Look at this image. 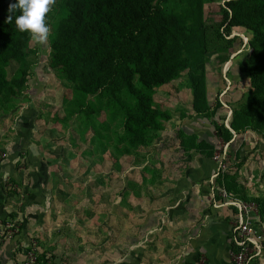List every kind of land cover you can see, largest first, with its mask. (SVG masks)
Segmentation results:
<instances>
[{
  "label": "rangeland",
  "instance_id": "1",
  "mask_svg": "<svg viewBox=\"0 0 264 264\" xmlns=\"http://www.w3.org/2000/svg\"><path fill=\"white\" fill-rule=\"evenodd\" d=\"M225 1L203 5L209 51L217 45L223 46L225 24L221 7ZM61 2L54 0L46 14L50 29L47 40L30 42L32 54L25 90L10 102L11 109L8 110L6 104L0 106V153L13 142H23L22 148L15 149L13 160L16 177L12 179V186L17 193L5 190L7 195L11 194V203L3 209L9 212L5 220L11 223L22 220L25 199L26 205L33 204L41 213L40 225L26 236L37 242L39 261L42 264L47 261L61 264L116 262V236L123 217L121 232L125 247L119 254L122 261L117 264H134L131 241L135 240V234L131 224L133 216L142 210L134 208L136 202L131 198L146 195L149 185L159 178L161 171L156 169L157 162H171L173 157L175 161L183 160L186 154L181 151L180 136L205 140L213 147L212 155H224L228 179L239 193L255 198L264 213V134L245 131L238 135L230 127L232 109L250 88L249 80L238 74L239 62L250 54L246 47L250 36L244 30L233 31L225 39L231 43L225 45L232 52L230 58L221 61L214 53L205 62V98L211 110L220 103L219 111L211 118L194 112L193 92L185 71L177 80L154 91V106L169 115L163 122V131L158 132L159 138L148 148L122 157L106 140H93V129L85 130L77 116L69 115L63 101L66 95L70 96L69 91L48 66L50 36L60 15ZM234 48L238 50L233 51ZM18 67L19 64L13 62L7 68L8 78ZM94 124L101 135L110 133L106 113L99 115ZM222 125L231 133L228 140L215 132V127ZM19 132L24 137H19ZM0 177L8 181L4 173ZM38 229L42 230L39 234ZM139 239L143 253L148 241L145 235L139 234ZM9 243L8 240L0 243V251L5 250L3 257L0 254L1 264H10ZM14 243L18 245V241ZM260 259L258 264H264V253Z\"/></svg>",
  "mask_w": 264,
  "mask_h": 264
},
{
  "label": "trees",
  "instance_id": "2",
  "mask_svg": "<svg viewBox=\"0 0 264 264\" xmlns=\"http://www.w3.org/2000/svg\"><path fill=\"white\" fill-rule=\"evenodd\" d=\"M214 1L62 0L50 36L48 66L69 91L70 96L63 99L69 115L77 116L85 130L92 128L93 140H106L117 155H134L159 138L163 122L169 119L166 110L154 106L155 89L186 71L193 92L192 109L211 118L222 105L214 110L208 107L205 62L214 53L227 61L232 52L225 39L235 30H244L250 36L246 45L250 54L239 62L238 74L249 80L250 88L232 109L230 127L238 135L245 131L264 134V0H226L221 7L223 46L209 51L203 5ZM15 2L0 0V106L6 104L8 110L26 88L32 54L30 34L15 25L20 11H9ZM9 15L11 23L7 22ZM13 62L19 67L8 78L7 68ZM102 113L111 125L107 136L94 129ZM215 129L220 137H231L223 125ZM179 140L183 153L214 156L205 140L193 136ZM217 182L235 197L256 202L259 222L264 224L263 209L255 198L239 193L227 174Z\"/></svg>",
  "mask_w": 264,
  "mask_h": 264
},
{
  "label": "crops",
  "instance_id": "3",
  "mask_svg": "<svg viewBox=\"0 0 264 264\" xmlns=\"http://www.w3.org/2000/svg\"><path fill=\"white\" fill-rule=\"evenodd\" d=\"M17 135L23 136L20 132ZM21 145L23 142H13L5 151L1 150L6 157L0 161V174L4 173L8 180L0 177L1 220H5L9 213L8 210H3L11 203V194L7 195L5 190L9 189L10 183L12 186V179L16 177L13 160L18 147L22 148ZM185 154V157L182 156L183 160L175 161L173 157L174 161L171 162H157L156 169L161 171L159 178L149 185L146 195L131 198L136 202L133 207L142 210L138 212L139 215L136 212L131 224L132 233L135 234V240L131 241L134 264H143L145 261L147 264H195L201 259L205 260V264H230L235 211L222 206L218 197L219 184L213 179L217 166L212 159L194 151ZM9 174L11 177H8ZM40 214L33 204L26 205L25 199L21 209L22 230L18 238L21 242L30 238L26 236L33 232L36 225H40ZM120 221L121 227L116 236V262L111 264L122 261L119 254L125 247L124 233L121 232L124 229L123 217ZM41 231L38 229L37 234ZM139 234L145 235L148 241V247L143 253ZM12 245L13 242L8 247ZM4 251H0L1 257L4 256ZM263 253L264 249L260 258ZM141 255L145 258H141ZM260 258L255 261L256 264L261 261Z\"/></svg>",
  "mask_w": 264,
  "mask_h": 264
},
{
  "label": "built area",
  "instance_id": "4",
  "mask_svg": "<svg viewBox=\"0 0 264 264\" xmlns=\"http://www.w3.org/2000/svg\"><path fill=\"white\" fill-rule=\"evenodd\" d=\"M6 155L0 153V161ZM216 164V174L214 180L222 178L227 173L225 156L219 153L212 158ZM10 190L15 191L11 184ZM218 197L222 201V206L234 209L235 214L232 224V246L230 251V264H252L260 258L264 245V224L259 222V206L254 201H245L228 193L224 187L217 186ZM18 221V220H17ZM16 223H18L16 225ZM20 222H13L0 219V243L3 240L13 242L8 247L11 261L10 264H42L39 261L38 245L35 239L27 238L22 242L20 238ZM18 241V245L14 242ZM45 264H61L58 261H47ZM195 264H205L201 259Z\"/></svg>",
  "mask_w": 264,
  "mask_h": 264
},
{
  "label": "clouds",
  "instance_id": "5",
  "mask_svg": "<svg viewBox=\"0 0 264 264\" xmlns=\"http://www.w3.org/2000/svg\"><path fill=\"white\" fill-rule=\"evenodd\" d=\"M54 0H16L9 5V11L19 10L20 15L15 18L16 28L20 32H28L36 42L47 40L50 29L46 23V14ZM7 22H12V16L7 17Z\"/></svg>",
  "mask_w": 264,
  "mask_h": 264
}]
</instances>
